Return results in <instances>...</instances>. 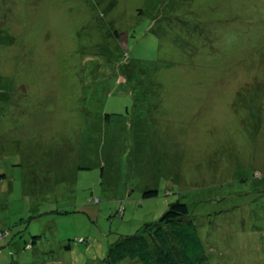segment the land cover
I'll use <instances>...</instances> for the list:
<instances>
[{
    "label": "rangeland",
    "instance_id": "obj_1",
    "mask_svg": "<svg viewBox=\"0 0 264 264\" xmlns=\"http://www.w3.org/2000/svg\"><path fill=\"white\" fill-rule=\"evenodd\" d=\"M176 201L264 264V0H0V264H141Z\"/></svg>",
    "mask_w": 264,
    "mask_h": 264
},
{
    "label": "trees",
    "instance_id": "obj_2",
    "mask_svg": "<svg viewBox=\"0 0 264 264\" xmlns=\"http://www.w3.org/2000/svg\"><path fill=\"white\" fill-rule=\"evenodd\" d=\"M116 114V113H115ZM114 113L105 114L110 119ZM156 190L143 193L156 195ZM185 202L169 204L152 231L147 234H127L108 249L107 261H138L141 264H209L204 244L196 224L187 216Z\"/></svg>",
    "mask_w": 264,
    "mask_h": 264
}]
</instances>
